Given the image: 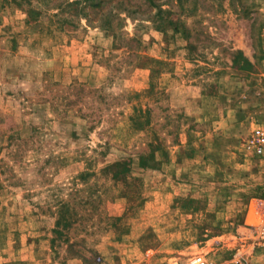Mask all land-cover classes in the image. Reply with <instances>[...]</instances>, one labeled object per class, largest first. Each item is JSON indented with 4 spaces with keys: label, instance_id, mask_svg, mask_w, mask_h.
<instances>
[{
    "label": "rangeland",
    "instance_id": "1",
    "mask_svg": "<svg viewBox=\"0 0 264 264\" xmlns=\"http://www.w3.org/2000/svg\"><path fill=\"white\" fill-rule=\"evenodd\" d=\"M259 124L264 0H0V264H264Z\"/></svg>",
    "mask_w": 264,
    "mask_h": 264
},
{
    "label": "built area",
    "instance_id": "2",
    "mask_svg": "<svg viewBox=\"0 0 264 264\" xmlns=\"http://www.w3.org/2000/svg\"><path fill=\"white\" fill-rule=\"evenodd\" d=\"M248 145L256 156L264 158V125L259 124L254 127L250 133ZM190 264H207V262L203 256L197 255Z\"/></svg>",
    "mask_w": 264,
    "mask_h": 264
},
{
    "label": "trees",
    "instance_id": "3",
    "mask_svg": "<svg viewBox=\"0 0 264 264\" xmlns=\"http://www.w3.org/2000/svg\"><path fill=\"white\" fill-rule=\"evenodd\" d=\"M133 41V40H132ZM146 112V111H144ZM142 111H139V114L133 117V123H135V130H142L145 127L149 126L151 124L150 119L148 118V115L146 114V117L144 120L142 119ZM71 208L70 205L67 203H64L60 209V216L57 220V231L59 234L62 235L63 229H68L70 227L69 220H66V215L70 212ZM6 264H21L19 262H13V263H6Z\"/></svg>",
    "mask_w": 264,
    "mask_h": 264
}]
</instances>
